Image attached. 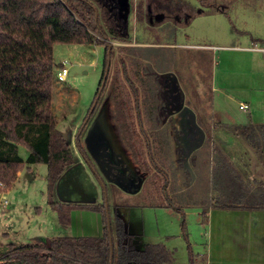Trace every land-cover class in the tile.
<instances>
[{
  "label": "rangeland",
  "instance_id": "374dc122",
  "mask_svg": "<svg viewBox=\"0 0 264 264\" xmlns=\"http://www.w3.org/2000/svg\"><path fill=\"white\" fill-rule=\"evenodd\" d=\"M155 1L164 5L170 1L180 7V16L188 15V20L174 21V14L166 13L163 20L149 23L146 17L137 20L133 12L129 18L130 43L107 41L112 56L99 90L106 54L104 45H53L55 76L62 66L68 73L64 82L54 79L52 111L56 128L69 141L76 164L60 177L53 200L104 204L111 222L115 212L125 220L136 248L163 243L174 250V264H189L191 254L195 264H205L209 239L199 213L211 208L215 198L220 197L221 187L212 172L218 159L215 150H225L222 137L233 132L232 126L225 127L219 122L242 124L252 117L264 123V0ZM129 2L133 8L140 4L145 12L149 1ZM121 59L126 63L130 59L139 68L143 81L138 85L142 93L140 105L148 101V91L155 87L165 95L168 86L159 87L161 77L175 80L180 92L178 103L161 101L154 121L139 106L140 122L150 141L160 135L168 141L163 151L152 150L147 157L152 171L157 166L164 172L155 176V183L151 174L147 179H137L141 175L136 171L137 163L123 132L114 123L118 104L115 79L124 78ZM211 84L216 86L215 95L211 93ZM240 103L248 109L240 110ZM138 125L135 122L137 132ZM254 133L256 136L247 140L231 135L234 138L229 150L224 151L243 174V184H252V188L264 187V131ZM76 137L98 176L78 152ZM90 145L106 146L112 162L129 179L125 187L137 188L136 193L106 180L90 153ZM19 156L23 159L27 156L21 146ZM20 172L3 196L9 205L0 213V253L7 250L3 243L38 245L43 236H64L66 231L73 235L95 234L94 214L88 208L72 212L71 228L59 224L57 213L47 203L46 165H25ZM164 203H174L181 212L161 206ZM182 215L186 236L180 227Z\"/></svg>",
  "mask_w": 264,
  "mask_h": 264
},
{
  "label": "trees",
  "instance_id": "16d2710c",
  "mask_svg": "<svg viewBox=\"0 0 264 264\" xmlns=\"http://www.w3.org/2000/svg\"><path fill=\"white\" fill-rule=\"evenodd\" d=\"M148 1L147 6H150ZM153 3L159 11L166 10L169 15L177 16L180 10L170 1L165 5L155 0ZM141 9L140 4L133 8L129 0H0V183L7 191L25 165L44 164L47 167V203L57 213L59 224L68 226L72 210L87 208L101 213L104 224L103 234L97 237L42 239L38 245L7 244V250L0 253V264H174V251L163 243H148L136 248L129 239L123 218L115 212L111 222L104 204L53 200L60 177L75 163L70 143L57 130L52 111L51 90L56 77L53 45H104L106 54L99 90L112 56L107 41L130 43L129 18L134 12L137 20L142 21L147 13ZM120 50L126 51L125 48ZM120 62L124 78L116 75L115 79L118 104L114 123L123 132L127 148L137 163L136 171L141 174L137 179H147L150 174L154 179L164 172L155 164L157 171H152L147 157L152 150L154 153L163 151L168 141L161 135L150 141L140 122L139 108L143 106L154 121L158 106L150 100L153 94L149 93L148 101L140 105L142 93L138 85L143 81L139 68L130 59L128 63L123 59ZM135 122L139 123L138 132ZM232 128L233 133L247 139L254 138L256 131H264L263 125ZM75 145L92 168L79 146L78 137ZM19 146L27 151L25 159L19 156ZM222 150H215L218 159L213 163L212 172L221 190L211 208L264 209V187L252 188V184H243V174ZM92 171L98 176L93 168ZM153 181L155 183L157 177ZM161 206L181 212L174 203ZM209 209L202 211L204 220ZM181 219L180 227L186 236L184 215ZM191 256L189 264H195Z\"/></svg>",
  "mask_w": 264,
  "mask_h": 264
},
{
  "label": "crops",
  "instance_id": "0c3cea01",
  "mask_svg": "<svg viewBox=\"0 0 264 264\" xmlns=\"http://www.w3.org/2000/svg\"><path fill=\"white\" fill-rule=\"evenodd\" d=\"M215 89L216 86L211 84V93L214 95L215 92H217ZM214 95H212V97L215 98ZM248 122L251 124L249 126L252 125L253 127H257L260 125L264 126V123L262 122L258 123L257 121H254L252 117L248 118L247 123H242V124L224 123L225 124L224 125L221 122L219 123L225 127H227L228 125L233 127V126H248L246 125L248 124ZM231 135H237V134L232 132V133L224 134L225 138L222 137V139L225 140L223 143L225 146V150L223 148V151H226V148L229 150L231 141L234 138ZM237 136H239V134ZM240 136L241 139L247 140V138H245L244 136L242 135ZM226 154L228 153L226 152ZM242 170L245 169L243 168ZM20 175L21 172L18 173L17 179ZM72 212H75V210H72L70 213V223L68 226H64V228L66 229L71 228V221L73 218ZM91 214H94L92 218L93 219L95 218L94 221L92 222L94 224L93 226L95 231L94 232L95 234L93 233L94 235L91 236L90 235L85 236L82 234L73 235V234H69V232L66 231V234L64 236H52V238L101 236L103 234V229H104V224L101 215L98 212H94V211ZM200 215L201 213H199V216ZM200 220L202 221L203 226L204 225L207 226L206 231L209 239L208 246L206 248L207 257L205 259V264H264V209L250 210V209L210 208L206 212V220H202L201 216H200ZM126 230L127 233L129 234L127 227ZM52 238H47L44 236L42 237V239H52ZM129 239L132 242L130 234H129ZM40 242L41 241L37 243ZM10 243L14 245H23L22 243H14V242L3 243V244L7 245Z\"/></svg>",
  "mask_w": 264,
  "mask_h": 264
},
{
  "label": "flooded vegetation",
  "instance_id": "af4514ba",
  "mask_svg": "<svg viewBox=\"0 0 264 264\" xmlns=\"http://www.w3.org/2000/svg\"><path fill=\"white\" fill-rule=\"evenodd\" d=\"M154 1V0H153ZM152 0H150L151 4L150 6H147L148 9L146 8L145 12L147 13L145 16L147 17L148 19V22L149 23H157L159 20H163L165 17H166V13L167 11L166 10H161L159 11V9H157L154 5ZM160 17V18H158ZM183 18H185V22L188 20V15L186 13L184 14H180L178 13L177 16L173 15V20L174 21H179L180 19L183 20ZM176 19V20H175ZM159 87H163L164 89L168 86V89H166V93L165 95L163 94L162 91H160V89H156V87L151 90V91H148L149 94H153V99H150V100H153L154 103L157 104V106L159 107V104H161V101L164 102H169L170 100L178 103L179 100H180V92L178 90V86L177 84H175V80H168V78H162L161 77V81L159 83ZM162 89V88H161ZM161 107V106H160ZM112 172L115 173V174H121L122 171H121V167H119L118 165L112 163ZM104 169H107L106 167Z\"/></svg>",
  "mask_w": 264,
  "mask_h": 264
},
{
  "label": "water",
  "instance_id": "95a60500",
  "mask_svg": "<svg viewBox=\"0 0 264 264\" xmlns=\"http://www.w3.org/2000/svg\"><path fill=\"white\" fill-rule=\"evenodd\" d=\"M160 18V17H158ZM108 72V68H106L103 79H102V83L101 86H103V83L105 81L106 78V74ZM90 149V153L93 156V159L95 160L97 166L99 167V169L102 171L103 175L106 177V180L109 181V183H113L116 186L121 187L123 190H126L127 192H131V193H136L137 188H133L131 187H125V182L128 179V177L124 174H115L112 172V160L110 157V153L107 151L106 146L97 148L96 146H89ZM107 169H104V168Z\"/></svg>",
  "mask_w": 264,
  "mask_h": 264
},
{
  "label": "built area",
  "instance_id": "2783aa9c",
  "mask_svg": "<svg viewBox=\"0 0 264 264\" xmlns=\"http://www.w3.org/2000/svg\"><path fill=\"white\" fill-rule=\"evenodd\" d=\"M64 64H66V62H64ZM67 68L65 66H62L60 69H58V71L56 72V79L59 82H64L65 78L67 76ZM239 109L242 111H246L248 109V106L246 104H239ZM0 188L2 189L0 191V212L2 211L3 208L7 207L9 205V201L7 199H5L4 193L6 192V190H4V185L2 183H0Z\"/></svg>",
  "mask_w": 264,
  "mask_h": 264
}]
</instances>
